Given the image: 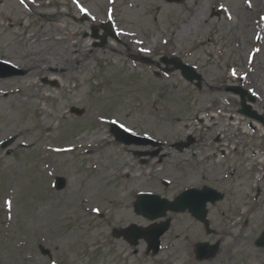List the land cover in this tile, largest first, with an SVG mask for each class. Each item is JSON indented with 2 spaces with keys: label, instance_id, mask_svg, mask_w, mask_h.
Masks as SVG:
<instances>
[{
  "label": "rangeland",
  "instance_id": "374dc122",
  "mask_svg": "<svg viewBox=\"0 0 264 264\" xmlns=\"http://www.w3.org/2000/svg\"><path fill=\"white\" fill-rule=\"evenodd\" d=\"M108 22L117 38L99 45L93 30ZM36 56L55 66L35 69ZM0 60L26 71L0 78V264H264V124L230 90L264 118V0H0ZM113 121L163 145L119 144ZM203 187L225 196L208 205L210 234L168 212L157 255L112 236L152 224L134 210L139 194ZM199 242L216 255L198 261Z\"/></svg>",
  "mask_w": 264,
  "mask_h": 264
},
{
  "label": "water",
  "instance_id": "95a60500",
  "mask_svg": "<svg viewBox=\"0 0 264 264\" xmlns=\"http://www.w3.org/2000/svg\"><path fill=\"white\" fill-rule=\"evenodd\" d=\"M169 2H185L186 0H167ZM113 35L112 30H109L105 35ZM94 37L98 38V35L95 34ZM106 37L103 39V44L105 43ZM168 63L174 64L176 69H180L183 73V76L193 81L195 79L201 80V77L197 75L192 68L183 65L180 61L173 60ZM0 67H4L0 65ZM16 71L12 75L23 74L25 72ZM10 75L4 74L0 71V77H7ZM236 93L240 94L242 99L243 110L241 111L244 115L251 117L253 119H258L262 123H264V119L262 117H258L256 112H252L251 107L247 105L246 97L253 101V97L248 96L247 92L242 91L241 89H233ZM74 112L80 114V111L73 110ZM115 133L118 137V140L125 142L126 144H130L131 141L125 139L121 132L115 130ZM10 142L6 143L4 147L9 145ZM143 144H148V142H143ZM65 186V182L63 180L59 181V188L62 189ZM224 198V195L218 193L215 190L205 188L203 190H189L179 196L174 202H170L165 199H161L158 196L153 195H142L137 203L135 204V210L138 214L144 216L145 218L155 221L160 218H164L168 211L172 212H181L184 213L187 210L199 221L205 224L208 232L209 230V221L207 220V205L208 203H216ZM170 221H166L162 224H153L146 229H142L137 227L136 225H131L129 228L125 230H114V236L120 238L124 237L128 242L137 246L141 239H144L148 244V253L153 252L154 255H157L161 242L160 238L169 230ZM258 247H264V234L257 241ZM218 245L209 246V244H198L197 245V257L199 260L211 259L214 257L218 250Z\"/></svg>",
  "mask_w": 264,
  "mask_h": 264
},
{
  "label": "bare ground",
  "instance_id": "6f19581e",
  "mask_svg": "<svg viewBox=\"0 0 264 264\" xmlns=\"http://www.w3.org/2000/svg\"><path fill=\"white\" fill-rule=\"evenodd\" d=\"M54 39H57L58 40V38H54ZM29 40H30V37H27L26 39H25V41H28L29 42ZM42 42H44V41H41V42H36V44H39V43H42ZM56 44V43H55ZM57 45V44H56ZM73 48H76V46L75 45H73ZM31 49H32V51L34 52V53H42L43 52V49L42 48H40V47H31ZM32 55H30V57H31ZM36 58L38 59V62L37 63H39L40 65H36V64H34L35 65V69H37V68H43V66L41 65V58L42 59H44L45 60V62H46V64H45V67L46 68H52L53 66H55V64L54 65H52L51 64V60L49 61L48 59H47V57L46 56H40V57H38V56H36ZM57 67H59V68H61V69H63L62 67L63 66H61V65H56ZM31 77V76H30ZM8 95V94H7ZM6 96V95H5ZM263 94L262 93H259L258 94V101H260V102H264V99H263ZM47 97H51L50 95H47ZM203 119V118H202ZM231 120L235 123V125H238V122H239V119L238 118H236V117H234L233 115L231 116ZM51 126H48V128H50ZM46 128V127H45ZM90 153H91V151H90ZM99 192H98V190H97V194H98Z\"/></svg>",
  "mask_w": 264,
  "mask_h": 264
},
{
  "label": "snow or ice",
  "instance_id": "6c2138e0",
  "mask_svg": "<svg viewBox=\"0 0 264 264\" xmlns=\"http://www.w3.org/2000/svg\"><path fill=\"white\" fill-rule=\"evenodd\" d=\"M21 3L24 2V0H20ZM81 11H86L85 9H81ZM233 75H235V72H233ZM113 123H116L115 121H113ZM120 127L123 128L125 131H128L129 129L125 128V126L123 124H120ZM9 206L11 205V201L8 202ZM96 211H99L98 209H96Z\"/></svg>",
  "mask_w": 264,
  "mask_h": 264
}]
</instances>
